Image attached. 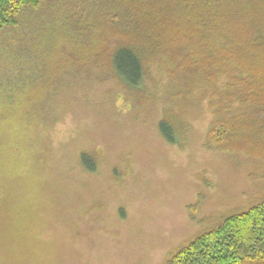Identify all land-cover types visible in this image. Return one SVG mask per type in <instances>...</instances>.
Segmentation results:
<instances>
[{
	"label": "rangeland",
	"instance_id": "374dc122",
	"mask_svg": "<svg viewBox=\"0 0 264 264\" xmlns=\"http://www.w3.org/2000/svg\"><path fill=\"white\" fill-rule=\"evenodd\" d=\"M78 2L41 0L0 34V264H165L264 199V156L206 148L205 102L168 104L164 78L125 87Z\"/></svg>",
	"mask_w": 264,
	"mask_h": 264
},
{
	"label": "trees",
	"instance_id": "16d2710c",
	"mask_svg": "<svg viewBox=\"0 0 264 264\" xmlns=\"http://www.w3.org/2000/svg\"><path fill=\"white\" fill-rule=\"evenodd\" d=\"M40 3L0 0V34ZM75 6L69 18L79 30L88 24L117 40L109 64L125 87L145 94L146 84L164 78L168 104L176 96H191L198 107L205 102L212 117L206 148L264 156V0H79ZM170 116L166 110L157 130L176 144L181 133ZM165 264H264V199L222 217Z\"/></svg>",
	"mask_w": 264,
	"mask_h": 264
}]
</instances>
